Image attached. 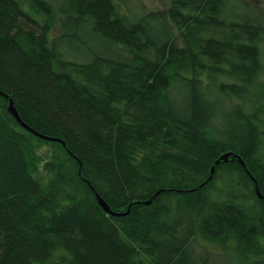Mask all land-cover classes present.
<instances>
[{
	"label": "trees",
	"instance_id": "trees-1",
	"mask_svg": "<svg viewBox=\"0 0 264 264\" xmlns=\"http://www.w3.org/2000/svg\"><path fill=\"white\" fill-rule=\"evenodd\" d=\"M230 1L131 23L114 0H67L127 52L78 63L49 2L0 0V264H197V238L264 264V26L225 20Z\"/></svg>",
	"mask_w": 264,
	"mask_h": 264
},
{
	"label": "rangeland",
	"instance_id": "rangeland-1",
	"mask_svg": "<svg viewBox=\"0 0 264 264\" xmlns=\"http://www.w3.org/2000/svg\"><path fill=\"white\" fill-rule=\"evenodd\" d=\"M23 8L31 14H35L31 10L29 1L19 0ZM53 6L55 25L50 37L51 43L57 45L65 60L78 63H87L93 59L95 55L108 58L119 57L125 58L127 52L121 47H114L96 36L91 31L89 22L76 25L74 15L62 13L61 8L66 5L67 0H45ZM120 8L121 12L128 18L131 23H137L146 15L157 10H167L171 4V0H114ZM37 16L43 20V17ZM224 19L231 21L251 20L264 26V0H231L227 7ZM171 30V34L178 36L179 31L169 20L167 22ZM170 34V35H171ZM182 44V42L180 41ZM264 63V39L261 43ZM260 81L264 83V68L260 74ZM178 90V87H177ZM233 103L223 102L220 106L224 109H231ZM197 264H245L242 262L234 250H223L219 246L203 241L199 238L193 243ZM260 260V259H256ZM248 264V263H247ZM252 264V262H249Z\"/></svg>",
	"mask_w": 264,
	"mask_h": 264
},
{
	"label": "water",
	"instance_id": "water-1",
	"mask_svg": "<svg viewBox=\"0 0 264 264\" xmlns=\"http://www.w3.org/2000/svg\"><path fill=\"white\" fill-rule=\"evenodd\" d=\"M0 94H3L4 96H6L3 92H0ZM8 97V96H6ZM9 110L10 112L13 114V116L16 118V120L20 123L21 126H23L24 128H26L27 130L33 132L35 135L43 138V139H46V140H50V141H57V142H62L64 145H65V142H63L62 140H59V139H54L52 137H48V136H45L41 133H38L37 131H35L34 129H32L30 126H28L24 121L23 119L21 118L18 110L16 109L15 105H14V102L12 100H10V106H9ZM233 155V153H227L223 156H221L215 163L214 167L212 168V171H211V177L209 178V180H212L213 178V175L215 173V168L217 165H219L222 161H229V159L231 158V156ZM236 157H239L238 155ZM240 162L245 166L244 162L240 159ZM80 174L82 175V171L80 170ZM89 183V182H87ZM257 192H258V195L260 196V198L264 199V197L261 195L260 191H259V188H257ZM161 193V192H159ZM97 196V199H98V202L100 204V206L105 210V212H107L108 214L110 215H113V216H116V217H121V216H125L127 214H130L131 210H129L128 212L126 213H117V212H114L110 206L107 204V202L101 197V195L99 194H96ZM152 201H149L147 202V204H151Z\"/></svg>",
	"mask_w": 264,
	"mask_h": 264
}]
</instances>
